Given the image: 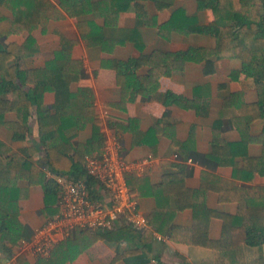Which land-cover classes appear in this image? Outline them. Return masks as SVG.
<instances>
[{
  "label": "crops",
  "instance_id": "crops-1",
  "mask_svg": "<svg viewBox=\"0 0 264 264\" xmlns=\"http://www.w3.org/2000/svg\"><path fill=\"white\" fill-rule=\"evenodd\" d=\"M4 1L7 6L1 7V14L13 19L15 0ZM65 1L48 0L56 9L51 11L52 18L46 25L31 33L25 30L0 38V52L10 45L22 48L31 38L34 53L22 60L13 58L8 68L44 71L65 47V61L81 63V77L71 84L72 99L82 92L84 102L94 103L101 122L102 145L110 137L121 141L124 160L136 165L128 176V185L141 211L148 220L156 217L163 233L154 231L153 259L148 263L143 258L115 262L117 255L132 250L126 242L81 241L75 250V241L68 238L54 249L67 252L61 264L220 261L219 252L190 241H221L225 218L237 215L241 193L264 189V175L253 167L247 168L245 161L260 159L264 151V120H255L247 128L243 116L246 106L259 100L254 79L242 73L240 59L206 55L216 48L214 37L187 34V23L194 30L197 24L207 26L215 20L213 11L199 9L197 0H124L123 5L129 6L126 10H117L115 0H91L100 4L98 11L80 18L67 13L62 5ZM50 5H44L47 13ZM80 23L92 27L91 45L82 37ZM191 50L200 51L195 54L197 60L185 61L176 69L175 63L169 61L168 74L161 76L152 94L145 89L124 93L118 84V63L155 53L187 54ZM152 70V66L144 65L132 72L134 76H127L126 83H135L136 87L135 77L145 78ZM72 73L74 76L73 69ZM33 87V82L22 85L16 81L0 94V103H11L15 88L29 93ZM56 98L54 92L45 93L40 109L54 115ZM40 109L32 108L29 131L18 139L10 127L17 123V113L0 114V218L4 219L1 214L11 215L8 222L15 234L0 241V264H51L50 257L24 256L19 249L24 239L59 213V195L47 196V177L40 168L45 160L39 138ZM103 113L106 117L101 119ZM56 130L74 135L71 142L78 146L92 138L94 126L90 122L79 130ZM158 198L162 211L171 215L164 219L165 225H161L163 217L155 215ZM170 224L176 227L174 238L168 232ZM150 229L153 230L151 224ZM244 256L246 264H264V244L245 245Z\"/></svg>",
  "mask_w": 264,
  "mask_h": 264
},
{
  "label": "trees",
  "instance_id": "trees-1",
  "mask_svg": "<svg viewBox=\"0 0 264 264\" xmlns=\"http://www.w3.org/2000/svg\"><path fill=\"white\" fill-rule=\"evenodd\" d=\"M131 1L127 0V3ZM197 2L199 9L212 10L215 20L207 26L197 24V28L194 30L191 28V24L187 23L189 29L187 34L196 32L214 37L216 48L208 51V53L205 52L206 55L215 56L218 59H240L243 62L242 73L252 77L255 81L259 95L258 103L246 106L247 112L243 115L246 118V126L249 128L255 120H264V0H197ZM114 3L117 10L129 8V6H125L126 4L123 5L124 0H115ZM45 4L50 5L48 0H15V5L12 8L14 11L13 19L3 17L0 11V38L9 37L25 30L31 33L39 26H45L52 18L51 11L56 9L50 5L51 10L47 13ZM62 5L69 15L77 18L93 14L100 7L99 3L91 0H66L62 2ZM2 6H7L4 0H0V9ZM172 23L174 26L176 21L173 20ZM86 28H89L88 32ZM79 30L88 45H91L93 42L91 31L93 29L90 24L80 23ZM33 47V39L28 38L22 48L10 45L0 52V75L3 80L0 83V94L6 93L16 81L22 85H26L28 82L34 83V87L29 93L15 88L13 101L0 103V114L5 111L16 112L18 121L10 127L17 139L24 138L29 131L32 108L34 106H38L39 109L42 108L45 93L54 92L57 97L54 107L56 113L49 115L42 109L38 113L40 145L43 147L45 157L40 168L43 170L44 167L57 175L71 176L75 180L86 179L83 168L85 158L91 156L95 151L101 152L103 137L100 131L101 122L95 113L94 103L84 102L82 92L76 100L72 99L70 88L71 84L81 77V63L69 62L68 64L65 61L67 56L65 47L51 63L47 64L44 71H20L18 68L7 67L8 62L13 58L22 60L32 55L34 53ZM28 50L30 51L27 52ZM197 52L200 51L191 50L187 54L170 55L155 53L149 57L143 56L137 60H130L127 63H118V84L124 93L128 90L137 92L139 89H145L152 94L157 90L161 76L168 74L166 68L169 61L175 63L174 68L176 69L181 67L185 61L197 60L194 58ZM144 65L152 66L151 73L145 78L136 76L134 80L137 81L136 87L134 86L135 83H126V77L134 76L135 73L132 72H136ZM72 69L75 72L74 76H72ZM90 122L94 126L93 136L86 144L78 146L71 142L74 135L67 136L65 131L57 132L56 130V127L79 130ZM261 141L264 149V131ZM244 142L247 143L248 140L245 139ZM30 160L34 163L33 159ZM245 161L247 168L253 167L257 169L260 175H264V151L260 159L246 158ZM44 173L47 177L45 171ZM46 179L47 196L59 195V187L55 181L48 177ZM240 197L237 215L232 218H225L224 235L221 241H190L192 244L209 246L220 254V261L215 258V260L204 261L199 264H246L245 245L258 247L264 244V189L244 190ZM157 200L158 206L155 215L162 216L161 225H165L167 220L164 219L171 218V215L169 216L168 213L162 211V201L160 198ZM1 216L4 219L0 218V241H5L15 234L14 231H11L12 227L8 222L11 215L1 214ZM152 219L149 222L153 230L150 229L142 234L129 226H125L113 232L76 231L68 241H75L72 248L75 250L80 247L81 241L101 240L117 244L126 242L132 246V250L117 255L115 262L143 258V262L148 263L153 259L154 231L163 233L159 220L156 217H152ZM175 228V226L169 225L170 238H174ZM75 235L77 236L74 237ZM66 253L65 249L53 250L50 255L51 264L64 262Z\"/></svg>",
  "mask_w": 264,
  "mask_h": 264
},
{
  "label": "built area",
  "instance_id": "built-area-1",
  "mask_svg": "<svg viewBox=\"0 0 264 264\" xmlns=\"http://www.w3.org/2000/svg\"><path fill=\"white\" fill-rule=\"evenodd\" d=\"M104 116L106 113L101 119ZM121 146L120 140L110 137L100 153L87 156L83 164L86 179L57 175L43 167L59 187V213L22 241V255L48 258L76 231L113 232L125 226L141 234L150 230L149 220L128 185V176L136 165L124 160Z\"/></svg>",
  "mask_w": 264,
  "mask_h": 264
}]
</instances>
